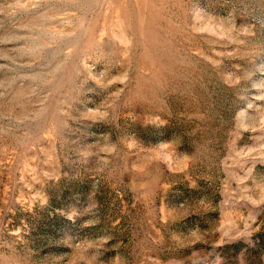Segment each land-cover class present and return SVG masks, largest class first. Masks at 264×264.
Instances as JSON below:
<instances>
[{
	"label": "rangeland",
	"instance_id": "obj_1",
	"mask_svg": "<svg viewBox=\"0 0 264 264\" xmlns=\"http://www.w3.org/2000/svg\"><path fill=\"white\" fill-rule=\"evenodd\" d=\"M0 264H264V0H0Z\"/></svg>",
	"mask_w": 264,
	"mask_h": 264
}]
</instances>
